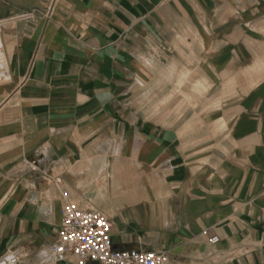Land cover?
I'll use <instances>...</instances> for the list:
<instances>
[{
  "label": "crops",
  "instance_id": "obj_1",
  "mask_svg": "<svg viewBox=\"0 0 264 264\" xmlns=\"http://www.w3.org/2000/svg\"><path fill=\"white\" fill-rule=\"evenodd\" d=\"M41 20L1 42L0 259L78 264L52 249L71 202L118 249L264 264V0H56Z\"/></svg>",
  "mask_w": 264,
  "mask_h": 264
},
{
  "label": "built area",
  "instance_id": "obj_2",
  "mask_svg": "<svg viewBox=\"0 0 264 264\" xmlns=\"http://www.w3.org/2000/svg\"><path fill=\"white\" fill-rule=\"evenodd\" d=\"M110 227L109 220L100 212L82 210L71 202L66 203L62 209L58 239L52 247L56 258L62 260L70 254L77 258L78 264L87 261L98 264H167L168 257L162 252L116 248ZM210 241L216 243L218 237L213 236ZM11 257L1 258L0 264H9ZM15 264H19L17 257Z\"/></svg>",
  "mask_w": 264,
  "mask_h": 264
},
{
  "label": "rangeland",
  "instance_id": "obj_3",
  "mask_svg": "<svg viewBox=\"0 0 264 264\" xmlns=\"http://www.w3.org/2000/svg\"><path fill=\"white\" fill-rule=\"evenodd\" d=\"M56 0H0V64L5 58L1 42L14 32L29 33L39 29Z\"/></svg>",
  "mask_w": 264,
  "mask_h": 264
},
{
  "label": "clouds",
  "instance_id": "obj_4",
  "mask_svg": "<svg viewBox=\"0 0 264 264\" xmlns=\"http://www.w3.org/2000/svg\"><path fill=\"white\" fill-rule=\"evenodd\" d=\"M9 264H15V256L14 255L9 260Z\"/></svg>",
  "mask_w": 264,
  "mask_h": 264
}]
</instances>
